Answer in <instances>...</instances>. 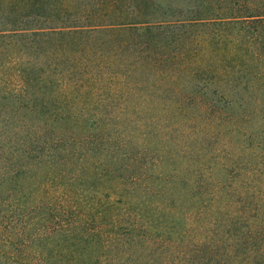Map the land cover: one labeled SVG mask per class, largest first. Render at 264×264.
Wrapping results in <instances>:
<instances>
[{
	"label": "trees",
	"instance_id": "16d2710c",
	"mask_svg": "<svg viewBox=\"0 0 264 264\" xmlns=\"http://www.w3.org/2000/svg\"><path fill=\"white\" fill-rule=\"evenodd\" d=\"M5 55L0 264H264V0H1Z\"/></svg>",
	"mask_w": 264,
	"mask_h": 264
},
{
	"label": "rangeland",
	"instance_id": "374dc122",
	"mask_svg": "<svg viewBox=\"0 0 264 264\" xmlns=\"http://www.w3.org/2000/svg\"><path fill=\"white\" fill-rule=\"evenodd\" d=\"M6 1V0H5ZM1 2V0H0ZM11 55V54H9ZM9 55H5V56H0V83L2 84V82H4L6 79H8V77H13L11 75H15L18 74L17 71H15L16 69L19 68V64L18 62H14V60H10V56ZM27 60V59H25ZM4 77V79L2 80L1 78ZM10 85H6L4 87H6V89H15L17 86L19 87L20 85H18V83L16 82V80H12L8 83Z\"/></svg>",
	"mask_w": 264,
	"mask_h": 264
}]
</instances>
